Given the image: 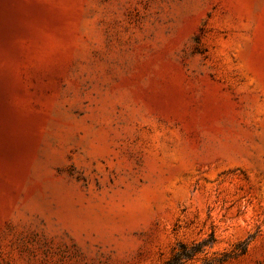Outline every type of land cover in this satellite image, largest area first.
<instances>
[{
	"label": "rangeland",
	"instance_id": "obj_1",
	"mask_svg": "<svg viewBox=\"0 0 264 264\" xmlns=\"http://www.w3.org/2000/svg\"><path fill=\"white\" fill-rule=\"evenodd\" d=\"M264 264V0H0V264Z\"/></svg>",
	"mask_w": 264,
	"mask_h": 264
},
{
	"label": "trees",
	"instance_id": "obj_2",
	"mask_svg": "<svg viewBox=\"0 0 264 264\" xmlns=\"http://www.w3.org/2000/svg\"><path fill=\"white\" fill-rule=\"evenodd\" d=\"M213 243L212 237L203 240L199 243L187 246L185 244H178L174 248L172 256L164 262V264H183L184 262L192 259V257L203 250V247L210 246Z\"/></svg>",
	"mask_w": 264,
	"mask_h": 264
}]
</instances>
